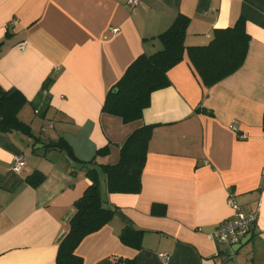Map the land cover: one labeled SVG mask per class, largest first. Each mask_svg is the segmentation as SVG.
Here are the masks:
<instances>
[{"label": "crops", "instance_id": "0c3cea01", "mask_svg": "<svg viewBox=\"0 0 264 264\" xmlns=\"http://www.w3.org/2000/svg\"><path fill=\"white\" fill-rule=\"evenodd\" d=\"M178 16L190 20L187 46L207 45L243 19L251 40L242 68L207 88L185 54L141 121L103 112L111 87L140 55L163 48L158 36ZM2 42L0 86L28 99L19 118L33 137L0 133V264H57L74 203L91 184L48 143L63 138L86 162L108 146L99 162L115 164L142 125H156L142 192L108 194L99 168L103 198L127 221L116 214L85 237L83 264H165L162 254L167 264H264V0H0ZM36 172L45 179L33 187L27 178ZM230 195L244 213H258L247 242L232 249L215 237L234 216ZM128 222L143 231L139 250L119 238Z\"/></svg>", "mask_w": 264, "mask_h": 264}, {"label": "trees", "instance_id": "16d2710c", "mask_svg": "<svg viewBox=\"0 0 264 264\" xmlns=\"http://www.w3.org/2000/svg\"><path fill=\"white\" fill-rule=\"evenodd\" d=\"M189 24L188 18L178 16L172 26L158 36L163 48L153 54H142L131 63L122 78L109 90L103 112L120 117L126 124L141 121L144 110L151 103L152 93L170 86L168 73L183 61L185 54L207 88L219 84L242 68L251 40L243 19L231 28L215 30L211 42L204 46L186 45ZM3 45L4 42L0 43V56ZM51 81L49 78L45 82L44 94H47ZM27 103L28 99L19 90L6 91L0 86V133L10 135L21 132L33 137L30 126L19 118L20 110ZM155 127L142 125L135 129L120 147V157L115 164L99 162V158L109 155L108 146L98 150L96 156L86 162L73 155L63 138L47 144L50 149L61 153L66 151L76 164L73 167L79 166L78 169L83 170L91 181L83 196L74 203L75 213L59 243L57 264H83L82 257L77 254L80 243L105 227L118 213V209L109 206L103 198L99 168L105 176L108 194L137 195L142 192V175ZM44 179L40 172L27 178L33 187H38ZM156 208L154 205L153 213H158ZM142 236L143 231L131 223H127L119 234L124 245L136 250L142 248ZM117 263L135 264V261L118 259Z\"/></svg>", "mask_w": 264, "mask_h": 264}, {"label": "built area", "instance_id": "2783aa9c", "mask_svg": "<svg viewBox=\"0 0 264 264\" xmlns=\"http://www.w3.org/2000/svg\"><path fill=\"white\" fill-rule=\"evenodd\" d=\"M139 0H129V5L136 6ZM36 113H39L36 111ZM53 128V126H50ZM27 166L26 157L23 153L18 152L14 156V171L21 173ZM264 172V171H263ZM228 205L234 210V216L224 222L218 227L215 237L218 242L232 249L236 245L240 244L242 240L247 237L257 220L256 212L244 213L240 206L236 203L234 195H230L228 198ZM165 264L169 261L167 254L161 255Z\"/></svg>", "mask_w": 264, "mask_h": 264}, {"label": "water", "instance_id": "95a60500", "mask_svg": "<svg viewBox=\"0 0 264 264\" xmlns=\"http://www.w3.org/2000/svg\"><path fill=\"white\" fill-rule=\"evenodd\" d=\"M63 156L66 158V160L70 163V164H74V161L71 159V157L69 156V154L66 152V151H63ZM117 215L119 216V217H121V218H123L124 220H126V218L123 216V214H121V213H117ZM127 221V220H126ZM128 223H130V222H128ZM247 242V240H242V243L244 244V243H246Z\"/></svg>", "mask_w": 264, "mask_h": 264}, {"label": "rangeland", "instance_id": "374dc122", "mask_svg": "<svg viewBox=\"0 0 264 264\" xmlns=\"http://www.w3.org/2000/svg\"><path fill=\"white\" fill-rule=\"evenodd\" d=\"M28 104V103H27Z\"/></svg>", "mask_w": 264, "mask_h": 264}]
</instances>
